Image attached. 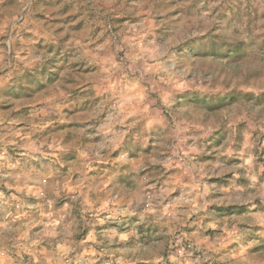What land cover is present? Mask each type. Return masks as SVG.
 I'll return each instance as SVG.
<instances>
[{"label": "rangeland", "instance_id": "1", "mask_svg": "<svg viewBox=\"0 0 264 264\" xmlns=\"http://www.w3.org/2000/svg\"><path fill=\"white\" fill-rule=\"evenodd\" d=\"M123 230L264 264V0H0V264H106Z\"/></svg>", "mask_w": 264, "mask_h": 264}, {"label": "crops", "instance_id": "2", "mask_svg": "<svg viewBox=\"0 0 264 264\" xmlns=\"http://www.w3.org/2000/svg\"><path fill=\"white\" fill-rule=\"evenodd\" d=\"M190 151L191 152H194V150H191L190 148ZM236 171V170H234ZM91 237H95L94 235L90 234ZM104 235V234H103ZM139 235V239L140 240H143L144 243H140L142 246L141 248L139 246H136V249H134L133 251H135L134 253H132L131 255H127V254H123L121 256H119L117 259L114 258V253L113 251L115 250H112L113 246H118V245H125V244H129V241H132V237H136ZM143 235H146V233H144L142 230L140 231H129L128 230H123V231H118V232H111V234L109 235V238L108 239H102V241H106V242H109L111 243L110 247H111V250L108 249H103L105 250L107 253V263L106 264H146L148 262H150L151 260H148L147 258L148 257H144L142 254L140 255V253L142 251H147L148 249V244L149 243V239H144ZM91 237H87L86 239L87 240H92ZM141 242V241H140ZM139 245V243H138ZM99 246V245H97ZM103 246H106V245H103ZM88 252V251H87ZM126 253V252H125Z\"/></svg>", "mask_w": 264, "mask_h": 264}, {"label": "trees", "instance_id": "3", "mask_svg": "<svg viewBox=\"0 0 264 264\" xmlns=\"http://www.w3.org/2000/svg\"><path fill=\"white\" fill-rule=\"evenodd\" d=\"M232 97H234V96L232 95Z\"/></svg>", "mask_w": 264, "mask_h": 264}]
</instances>
